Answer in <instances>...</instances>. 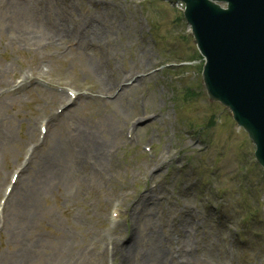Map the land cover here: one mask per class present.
<instances>
[{"label":"rangeland","instance_id":"obj_1","mask_svg":"<svg viewBox=\"0 0 264 264\" xmlns=\"http://www.w3.org/2000/svg\"><path fill=\"white\" fill-rule=\"evenodd\" d=\"M183 12L176 0H0V264H159L155 240L165 264H264V170L206 94ZM53 26L63 44L42 32ZM93 26L87 51L76 41ZM116 72L102 93L97 77ZM77 129L100 159L93 148L69 162ZM61 158L54 175L46 164Z\"/></svg>","mask_w":264,"mask_h":264},{"label":"water","instance_id":"obj_2","mask_svg":"<svg viewBox=\"0 0 264 264\" xmlns=\"http://www.w3.org/2000/svg\"><path fill=\"white\" fill-rule=\"evenodd\" d=\"M185 4L205 63L211 101L220 102L256 146L264 168V0H176Z\"/></svg>","mask_w":264,"mask_h":264},{"label":"bare ground","instance_id":"obj_3","mask_svg":"<svg viewBox=\"0 0 264 264\" xmlns=\"http://www.w3.org/2000/svg\"><path fill=\"white\" fill-rule=\"evenodd\" d=\"M89 19L94 21L93 17H89ZM57 26L59 27V23L57 24ZM90 29H91L90 33L86 29L87 34H82L81 39L76 41L78 46L81 45V47H83V48L86 47L87 51H89L88 49H90V47H98L97 39H99V37H100L98 34L94 33V30H95V32L98 30L96 28V26H93ZM54 30H55L54 26L52 28H49V29L42 28V32L49 36L48 40H47V41H49V44L52 43V42H53L52 44H54L56 42L55 40H58V38H59V40H58L59 42L57 44H63L65 42V40H66L65 34L64 33L55 34L56 32ZM77 37L78 36L76 34H74V36L71 37V39L76 40ZM98 68H100V66H98ZM125 77L126 76H123V77L120 76V74L116 72V75L114 77L115 80H113V82H112V80L109 77H107V76L101 77L99 75V77H97V79H98V81L100 83L99 84V90L102 93H105L104 88L109 90L112 86H115V85L117 86L119 83L123 82ZM71 93H74V92L71 91ZM56 95L58 96L57 102H59V103L65 102L66 97L63 94H61V95L56 94ZM54 116H55V114H51V116H50L51 120L53 119ZM76 137L77 138H76L75 146L74 147H69L67 149L68 154H69V160H70L69 162L71 164H75L76 163V159L73 156V153H75V156H76V153H77L78 155L76 157H79L80 155L82 156V154L86 155V152H88L90 150H92L95 153V151L93 149V148H95L96 151H97V154L98 153L101 154V152H100L101 147L99 146V143L97 142V140L94 137V135L92 134V132L88 133L87 131H84V130L80 131V130L77 129ZM60 151H61V148H57L55 155L59 156V152ZM96 156H98V158L100 159L102 157V154H101V156L99 154L96 155ZM65 164H68V162H65ZM46 165L47 166L51 165L52 172H53L54 175H59L60 176L59 173H63L64 162H63L62 158H61V160L58 159V160H56V162H52V164H46ZM59 165L62 166V167H59ZM117 227H118L117 224H112L111 225L112 229H116ZM183 230H186V228L183 229ZM158 243L159 242L157 240H155V246L151 247V251L156 252L155 253V258L158 260L159 264H165L166 261L163 258L162 250L158 246ZM131 245H132V242H128L124 248L125 249H130ZM110 247H111V253H113V252L116 253V254L118 253V250L115 249V247H114V245L112 243H111ZM124 248L120 249L121 252L124 251ZM179 250H181V248ZM106 256H107V251H106Z\"/></svg>","mask_w":264,"mask_h":264}]
</instances>
